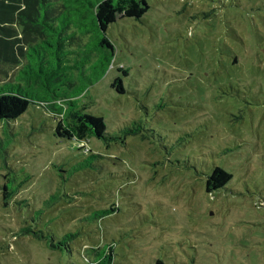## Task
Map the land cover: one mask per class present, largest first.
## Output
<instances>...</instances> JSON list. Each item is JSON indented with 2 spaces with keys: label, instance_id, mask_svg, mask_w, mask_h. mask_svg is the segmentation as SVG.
Segmentation results:
<instances>
[{
  "label": "rangeland",
  "instance_id": "obj_1",
  "mask_svg": "<svg viewBox=\"0 0 264 264\" xmlns=\"http://www.w3.org/2000/svg\"><path fill=\"white\" fill-rule=\"evenodd\" d=\"M146 1L108 26L113 60L77 100L117 137L87 140L92 166L44 108L0 120V264H91L108 247L111 264H264V0ZM214 166L231 179L207 193Z\"/></svg>",
  "mask_w": 264,
  "mask_h": 264
},
{
  "label": "trees",
  "instance_id": "obj_2",
  "mask_svg": "<svg viewBox=\"0 0 264 264\" xmlns=\"http://www.w3.org/2000/svg\"><path fill=\"white\" fill-rule=\"evenodd\" d=\"M148 9L146 0H0V71L7 75L2 67L18 69L16 79L0 78V120L17 119L30 104L42 107L58 119L54 136L74 141L88 154L78 165L92 166L88 157L95 155L90 153L87 140L117 137L106 136L104 119L77 106V100L107 72L113 60L115 50L106 34L108 26L118 18L138 20ZM51 45L54 52L50 54L46 48ZM110 85L117 93H125L119 77ZM129 134H136V130L125 129L124 136ZM230 179L228 171L214 166L206 177L205 191L218 192ZM7 194L5 188L2 198ZM18 233L48 240L52 248L64 244L55 243V236L44 235L31 225L21 227ZM71 236L64 232L63 240ZM111 262L108 247L91 264Z\"/></svg>",
  "mask_w": 264,
  "mask_h": 264
}]
</instances>
